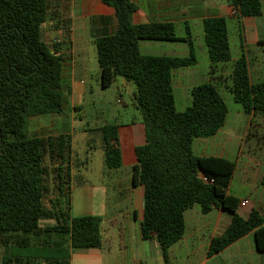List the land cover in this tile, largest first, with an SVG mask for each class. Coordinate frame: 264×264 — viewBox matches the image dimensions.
Masks as SVG:
<instances>
[{
  "label": "trees",
  "instance_id": "1",
  "mask_svg": "<svg viewBox=\"0 0 264 264\" xmlns=\"http://www.w3.org/2000/svg\"><path fill=\"white\" fill-rule=\"evenodd\" d=\"M227 1L240 18L261 14L260 0ZM102 2L114 9L117 30L95 40L100 87H110L116 78L133 83L131 101L144 127V143L134 148L130 167L132 185L143 189L141 239L155 238L168 264V249L184 235L185 212L199 205L202 214L221 208L230 216L225 230L211 240L208 257L249 233L264 253L263 217L255 210L240 216V200L228 192L235 162L193 152L194 142L215 135L228 113L212 83L216 65L231 61L226 19L203 20L211 80L194 86L190 106L179 111L172 71L197 63L189 27L179 38L172 23H134L137 7L130 0ZM48 5L49 0H0V264H70L71 250L102 244V217L70 213L71 136L29 134L31 117L59 114L65 102L62 58L41 35ZM140 41L184 42L189 55H144ZM230 79L229 91L243 113L264 116V81L250 82L243 56L233 62ZM118 128H98L109 171L123 165Z\"/></svg>",
  "mask_w": 264,
  "mask_h": 264
},
{
  "label": "crops",
  "instance_id": "2",
  "mask_svg": "<svg viewBox=\"0 0 264 264\" xmlns=\"http://www.w3.org/2000/svg\"><path fill=\"white\" fill-rule=\"evenodd\" d=\"M130 1L137 7L134 23H172L179 38L185 37L186 27H189L197 63L172 71L176 108L178 104L181 105L180 109L177 108L179 111L190 106L189 95L194 86L211 80V63L204 41L203 20L210 17L226 19L231 61L216 65V79L212 80V83L217 86L227 104L228 113L223 127L215 135L194 142L193 152L201 157L214 156L234 161L235 170L228 192L240 202H248L244 207L239 206L238 214L246 218L255 210L264 219V187L261 184L264 178V116L244 114L229 91L233 62L241 56L247 61L250 82L255 85L264 81V0H260L259 16L242 18L232 13L233 9L227 0ZM116 30L115 11L103 4L102 0H49L41 35L47 46L62 58L61 86L65 90V102L59 114L31 117L28 122L31 136L73 135L77 111L86 105L90 96L96 92L97 87L92 85V79L99 85L100 70L95 40L114 34ZM177 43L187 46L184 42L140 41L139 48L144 55L177 57ZM151 51L155 53H150ZM182 54V57L189 55L188 46ZM202 64L203 68H200ZM175 75L180 78V87L186 89V105L177 103ZM122 83L128 90L134 91L131 83L126 84L123 79ZM232 112L244 114L247 118H231L228 122V116ZM253 117L262 121V134H255V142L245 146ZM110 120L119 126L122 167L115 171L105 169L103 175L108 178L107 183H102L97 188L78 183L75 189L72 185L70 198L71 210L74 209L75 195L80 194L88 199V211L82 214L73 211L72 216L102 217V244L98 249L71 250L70 264H149L158 257L163 259L155 238L147 241L141 239L143 189L139 185H132L130 167L135 163L134 148L142 145L145 140L141 118L132 114L131 118L127 115L121 119L113 117ZM106 122L95 123L94 128L108 125ZM239 122L243 124V131L235 139L233 134ZM247 207L248 211H240L241 208L245 210ZM184 219L183 238L168 249V264H208L219 256H223L224 264H264V256L259 255L263 253L256 250L252 233L220 253L207 256L211 240L220 235L230 223L229 214L221 208H214L208 214H202L200 206L194 205L185 212ZM199 255L203 256L201 261H197Z\"/></svg>",
  "mask_w": 264,
  "mask_h": 264
},
{
  "label": "rangeland",
  "instance_id": "3",
  "mask_svg": "<svg viewBox=\"0 0 264 264\" xmlns=\"http://www.w3.org/2000/svg\"><path fill=\"white\" fill-rule=\"evenodd\" d=\"M152 42V41H147ZM182 48L184 51H182ZM187 46L185 44L177 43V50L179 51L177 57H182V52L186 51ZM182 51V52H181ZM155 53V52H150ZM202 61V60H201ZM203 68V64L200 65ZM175 93L177 96V103L186 105V89L180 87V78L175 75ZM117 81L106 89H102L99 85L95 84V79H92V85L97 87L94 95L90 96V101L84 105L76 114V126L72 140V161H73V179L72 185L77 188L78 183L87 184L88 187L97 188L102 183H107L106 177L103 175V171L106 169L103 162V142L98 128H94L95 123H103L107 121L108 125L114 122L110 120L115 117V119H121L124 116L131 118L134 114L141 118L140 112L135 109L132 104L130 90L127 89L122 83V79L117 78ZM134 88L135 85L131 83ZM190 96V95H189ZM227 98V95L225 94ZM181 105L178 104L177 108L180 109ZM231 109V107H230ZM247 118L244 114L230 113L228 116V122L231 118ZM260 119H255L253 117L251 121V130L247 136L245 146L252 142H255V134H262L263 125ZM261 124V125H260ZM99 125V124H96ZM243 131V124L239 122L238 126L235 128L234 138H238L239 134ZM250 145V144H249ZM264 148V142L262 143ZM106 180V181H105ZM86 186V187H87ZM74 197V209L71 210V200H70V213L73 211L75 213H86L88 211V199L87 197H82L80 194ZM125 203V202H124ZM249 207L241 212L248 211ZM43 225L46 223H42ZM2 247H0V256ZM149 251H151L149 249ZM264 254V253H263ZM259 254L260 256H264ZM223 256L216 257L215 259L208 262V264H224L222 262ZM203 256L199 255L197 261H201ZM149 264H165L161 257L153 259Z\"/></svg>",
  "mask_w": 264,
  "mask_h": 264
},
{
  "label": "built area",
  "instance_id": "4",
  "mask_svg": "<svg viewBox=\"0 0 264 264\" xmlns=\"http://www.w3.org/2000/svg\"><path fill=\"white\" fill-rule=\"evenodd\" d=\"M232 13H233L234 15H237V11H236V10H232ZM200 177H201V179H202L203 181H206V180H207V179H206L205 177H203V176H200ZM247 203H248V202H247L246 200H243V201L240 202V206L244 207V206H246Z\"/></svg>",
  "mask_w": 264,
  "mask_h": 264
},
{
  "label": "water",
  "instance_id": "5",
  "mask_svg": "<svg viewBox=\"0 0 264 264\" xmlns=\"http://www.w3.org/2000/svg\"><path fill=\"white\" fill-rule=\"evenodd\" d=\"M130 96H132V93L130 92Z\"/></svg>",
  "mask_w": 264,
  "mask_h": 264
}]
</instances>
